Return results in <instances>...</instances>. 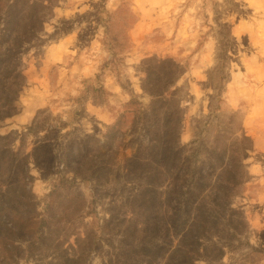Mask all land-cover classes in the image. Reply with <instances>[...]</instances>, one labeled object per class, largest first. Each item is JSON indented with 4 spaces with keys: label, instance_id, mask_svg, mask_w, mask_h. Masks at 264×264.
Returning a JSON list of instances; mask_svg holds the SVG:
<instances>
[{
    "label": "rangeland",
    "instance_id": "rangeland-1",
    "mask_svg": "<svg viewBox=\"0 0 264 264\" xmlns=\"http://www.w3.org/2000/svg\"><path fill=\"white\" fill-rule=\"evenodd\" d=\"M10 195L27 264H264V0H0Z\"/></svg>",
    "mask_w": 264,
    "mask_h": 264
},
{
    "label": "trees",
    "instance_id": "trees-1",
    "mask_svg": "<svg viewBox=\"0 0 264 264\" xmlns=\"http://www.w3.org/2000/svg\"><path fill=\"white\" fill-rule=\"evenodd\" d=\"M12 6H8L7 10L5 11L6 18H9V10ZM15 10H17L16 4L14 5ZM23 9L20 8L18 12H21ZM15 15H13L8 22V27L4 29L5 33H8V31H11L12 29L16 27H20V25H26L23 23V20L17 22L14 18ZM27 31V30H26ZM26 31L22 33V35H25ZM7 58L9 60H12L16 54L19 53L18 48L15 50V44L12 48V52L6 51ZM10 98V97H8ZM3 99V96H2ZM7 152V151H6ZM14 156V154H11ZM20 162L17 164V167H19ZM19 182L22 180L21 174L18 176ZM53 194H51L52 196ZM7 201L3 202L0 201V218L7 213H10L12 218L17 219L20 218L22 214L26 211V207H29L31 205L30 200H18L16 196L10 195L8 198H6ZM21 213V214H20ZM37 218H39L37 220ZM25 225V231H21L19 226L16 222L10 224V226L5 223L1 222L0 220V260H3L4 264H19V259L17 258H24V264H27L30 258V252L36 250L37 246L42 242V231L45 226H47V220L44 219L43 214H36L35 216H29L27 218H22V223ZM21 231L22 233V241L25 242L27 245L25 246L24 253L25 256L21 255L19 256L17 254L16 256V250H19V247L16 244L15 234L17 232ZM198 237L194 238V242L198 241ZM191 254L196 255V251L192 250L189 251ZM14 259V260H13ZM189 263V262H188ZM189 264H193V262H190Z\"/></svg>",
    "mask_w": 264,
    "mask_h": 264
}]
</instances>
